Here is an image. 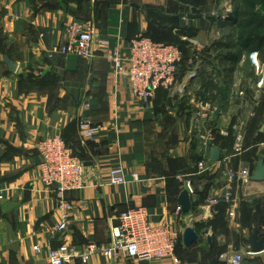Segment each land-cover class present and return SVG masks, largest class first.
I'll return each mask as SVG.
<instances>
[{"label":"crops","instance_id":"crops-1","mask_svg":"<svg viewBox=\"0 0 264 264\" xmlns=\"http://www.w3.org/2000/svg\"><path fill=\"white\" fill-rule=\"evenodd\" d=\"M207 2L0 0V264H48L46 254L54 248L77 262L89 245L100 252L86 264H175L170 259L137 262L121 253L110 260L102 253L110 248L115 219L138 207L147 210L153 224H168L178 233V264H229L236 254L241 264H264V251L252 254L247 243L252 230L264 238V182L229 178V172L241 169L251 175L257 160H264V144L256 146L252 164L241 156L239 141L232 148L223 144L228 116H242L248 100L239 98L228 111L223 110L228 100L223 106L203 104L202 79L190 76L189 69L201 73L203 65L193 55L213 30L201 7ZM73 24L94 29L89 60L60 52ZM139 36L182 49L178 83L187 90L194 82L195 114L183 112L184 97L177 101L176 92L162 89L144 105L128 81L115 75L107 53L126 56L129 42ZM187 53L192 55L188 62ZM3 56L16 64L15 73L2 63ZM205 77L225 85L210 72ZM85 126L91 135L84 134ZM259 132L264 135V126ZM55 134L87 164L83 188L64 194L70 208L62 234L55 233L61 213L55 193L40 181L36 148L39 140ZM211 148L220 150L218 163L209 161ZM201 161L208 175L200 176ZM114 167L122 169L125 184L109 183ZM182 191L191 204L186 213L176 211ZM186 228L198 236L189 248L182 243Z\"/></svg>","mask_w":264,"mask_h":264},{"label":"built area","instance_id":"built-area-1","mask_svg":"<svg viewBox=\"0 0 264 264\" xmlns=\"http://www.w3.org/2000/svg\"><path fill=\"white\" fill-rule=\"evenodd\" d=\"M94 29L91 25L73 24L67 30L66 40L60 49L64 56H72L81 60H89L94 55ZM193 45L198 43L192 42ZM114 73L118 78H125L133 96L142 104L147 105L159 90L181 93L178 76L183 59L179 47L171 44H159L150 38L139 36L129 42L127 55L119 52H108ZM85 135L89 136L93 130L85 126ZM206 142L208 137L203 138ZM240 137L238 138V140ZM207 147V144H204ZM40 156L39 177L42 184L55 193L59 210L60 222L55 226V233L62 234L67 229L69 218V204L64 200L67 192L80 191L83 188V169L85 161L77 156L61 135L47 136L36 143ZM200 172L207 170L204 161L199 162ZM248 169H241L236 173L229 172L231 180L248 181ZM111 185L126 183L123 171L114 167L109 171ZM230 201V196H226ZM216 202L213 201L212 204ZM180 213V208H176ZM116 225L111 227L112 242L110 248L102 252L108 259L121 253L126 259L137 262L170 259L179 263L175 251L179 245L178 233L168 224H153L149 220L147 210L138 207L120 214ZM34 250L38 252V248ZM100 252L95 245H89L86 253L79 256V261L73 262L72 256L60 248L50 249L46 254L48 264H86L89 257ZM242 256L234 255L229 264H241Z\"/></svg>","mask_w":264,"mask_h":264},{"label":"rangeland","instance_id":"rangeland-1","mask_svg":"<svg viewBox=\"0 0 264 264\" xmlns=\"http://www.w3.org/2000/svg\"><path fill=\"white\" fill-rule=\"evenodd\" d=\"M236 2L237 0H208V4L201 5L205 9L204 15L211 20L213 30L210 36L205 38L206 45L200 48L201 51L197 52V55H193L203 65L201 73L196 70L189 69V71L193 79L200 78L202 73L210 72L215 78L224 82L226 94L228 93V104L223 110L226 108L228 111L239 98L248 100V105L245 106L247 109L242 116L235 118L228 116V128L223 144H228L232 148V144L239 141V144H242L241 156L248 162L247 164H252L256 157V146L264 144V135L259 134L261 127L264 126V64L261 62L264 46H260V42L264 39V28L255 30L251 28L244 33L240 21L237 25L235 21L225 23L217 19L221 17L222 20H228ZM242 33L243 37H241ZM247 41H252V45L242 47V44ZM257 48L260 49V53L256 52ZM190 55L191 53L185 54L186 62ZM253 63L256 64V67ZM188 64V67H192L194 62H191L190 59ZM207 65L208 67L212 66V69L209 68L208 71H205L207 69H204V66L206 68ZM184 87L181 93H177L176 99L178 101L180 97H184L183 112L193 115L195 111L192 110L191 99L194 98L196 87L192 81L186 85L187 90ZM233 126H237L236 131H233ZM208 129L205 127L202 133L204 134ZM239 136L241 139L238 140ZM202 142L204 141L202 140ZM210 143V141L207 142V144ZM230 147L228 149H231ZM198 160L199 158L196 157L194 162L196 163ZM199 174L200 176L208 175V172Z\"/></svg>","mask_w":264,"mask_h":264},{"label":"trees","instance_id":"trees-1","mask_svg":"<svg viewBox=\"0 0 264 264\" xmlns=\"http://www.w3.org/2000/svg\"><path fill=\"white\" fill-rule=\"evenodd\" d=\"M258 11H260L261 14ZM228 21L229 22L235 21L237 25H238V21H240L241 28L243 29L242 31H245L244 33H246V31L250 30L251 28L254 30L264 28V0H237L235 8L233 9V13L229 17ZM243 36L244 34L242 33L241 37ZM247 45H252V41H247L246 43L244 42L242 44V47H247ZM260 46H264V39H262V41L260 42ZM257 49L256 52L260 53V49L259 48ZM180 50L182 49L180 48ZM263 56L264 54L261 55L262 64H264ZM205 74L203 73L200 74L201 75L200 78L202 79V83H203L200 92L201 102L203 104L213 103L214 105L220 104L223 106L227 100L225 88L223 86L220 87L218 84L214 83L213 81H206L208 78L205 77ZM259 134L262 135V133L260 132ZM76 150H77L76 148L73 149L74 153L84 161L83 157H81L76 152Z\"/></svg>","mask_w":264,"mask_h":264},{"label":"water","instance_id":"water-1","mask_svg":"<svg viewBox=\"0 0 264 264\" xmlns=\"http://www.w3.org/2000/svg\"><path fill=\"white\" fill-rule=\"evenodd\" d=\"M2 63L5 64L10 73H15L17 66L7 56L2 57ZM194 130V127H193ZM209 161L211 163H218L220 161V150L218 148H211L209 153ZM87 165L86 163L84 164ZM251 182H264V160L259 158L255 164V168L249 178ZM178 207L181 213L189 212L191 209L189 194L187 191H182L177 199ZM209 240V239H208ZM198 242V236L191 228H186L183 232L182 243L185 248H189ZM250 252L258 254L264 251V238H258L255 230H252L251 235L247 240Z\"/></svg>","mask_w":264,"mask_h":264}]
</instances>
